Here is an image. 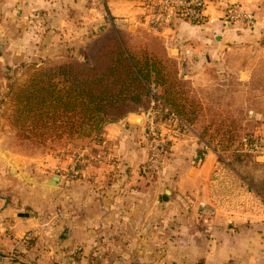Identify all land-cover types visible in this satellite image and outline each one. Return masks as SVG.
Instances as JSON below:
<instances>
[{
    "label": "crops",
    "instance_id": "crops-1",
    "mask_svg": "<svg viewBox=\"0 0 264 264\" xmlns=\"http://www.w3.org/2000/svg\"><path fill=\"white\" fill-rule=\"evenodd\" d=\"M227 3L252 13L253 25L228 21ZM206 14L193 22L143 0H0V70L25 62L32 72L64 57L67 44L116 27L156 38L204 109L264 107V0L218 1ZM147 108L35 165L9 152L18 183L8 185L13 198L0 195V264H264V206L216 205L209 185L220 151L194 128L150 173ZM254 134L262 146L249 151L248 165L264 167V131ZM73 167L79 176L71 180Z\"/></svg>",
    "mask_w": 264,
    "mask_h": 264
},
{
    "label": "trees",
    "instance_id": "trees-1",
    "mask_svg": "<svg viewBox=\"0 0 264 264\" xmlns=\"http://www.w3.org/2000/svg\"><path fill=\"white\" fill-rule=\"evenodd\" d=\"M151 84L160 88L168 106L189 119L185 81L159 41L109 27L95 35L83 60L69 56L35 67L23 82H14L8 93L9 121L32 144L63 139L69 146L85 147L106 123L147 108ZM246 141L254 143L253 137ZM221 146L216 150L226 153ZM247 157L250 153L242 148L226 158L220 153L209 185L217 206L231 208L245 199L264 206L263 164L248 165Z\"/></svg>",
    "mask_w": 264,
    "mask_h": 264
},
{
    "label": "rangeland",
    "instance_id": "rangeland-1",
    "mask_svg": "<svg viewBox=\"0 0 264 264\" xmlns=\"http://www.w3.org/2000/svg\"><path fill=\"white\" fill-rule=\"evenodd\" d=\"M91 42L92 40L90 42L85 41L80 45L74 46L67 44L65 48H62L60 51L62 53L61 55H63L64 57L58 58L47 65H41L40 67H45L53 63L66 60V58L69 56L83 60V58L89 52ZM16 67L17 70L13 73L9 70L4 71L3 73L0 70V195H3L5 199L13 198V195L10 194L12 188H10V186L8 185L13 184L15 188L17 187L16 184L18 183V179H16L8 169V164L13 165V156L10 155L9 152H15L36 159L37 162L32 161V163L35 165L48 156L57 157L65 152L67 154L69 153L70 148V146L63 139L60 141H49L42 144H32L30 141L23 140L17 135V132L12 127L9 121L10 105L8 102V93L10 86L14 82H23L27 78L29 73H31V70H29L27 65H25V62H21ZM189 86L190 85L185 83L183 88V90L185 91L184 95L186 97L188 106L187 116L189 117V119H187L186 121L191 125V128H194L199 134L204 137L205 142L210 141L213 146L225 145V150H227V152L225 153L224 149L223 152L220 151V153L224 155V158L227 157L230 151H233L237 148H242L245 151L248 150L247 153H249V151L256 152L261 149L262 141L254 139V137H256L254 131L258 129L264 131V107L256 108L243 106L241 108L204 109L197 103L196 99L199 97L196 95V98L194 94L191 93V91L189 90ZM258 113L261 115L257 116ZM255 117L259 118L256 119ZM187 132H190V130ZM244 137H246L247 139H252L253 137L256 148L253 149L254 143H251L252 145L250 144L251 147L250 145H245L246 143H248V140H244ZM147 142L149 146V141L147 140ZM172 143L169 146L163 163L167 162L170 156ZM244 162H247L249 164V157H247ZM163 163L162 165H164ZM152 174L153 176H155L159 173ZM78 176L71 180L77 179ZM1 180H3L7 185L6 187L2 186ZM15 196H18V194L16 195V190Z\"/></svg>",
    "mask_w": 264,
    "mask_h": 264
},
{
    "label": "built area",
    "instance_id": "built-area-1",
    "mask_svg": "<svg viewBox=\"0 0 264 264\" xmlns=\"http://www.w3.org/2000/svg\"><path fill=\"white\" fill-rule=\"evenodd\" d=\"M218 1L223 0H143L144 5L155 12L169 11L193 22L205 21L208 6ZM226 15L230 22L238 21L249 26L254 23L253 14L244 11L237 3H227ZM149 96L150 106L141 112L146 120L150 149L146 167L151 173H159L169 146L191 130V125L164 102L155 84L149 86ZM98 139L99 137L95 140ZM255 148L256 145L253 144V149ZM66 176L69 179L76 178L78 170L73 167Z\"/></svg>",
    "mask_w": 264,
    "mask_h": 264
},
{
    "label": "water",
    "instance_id": "water-1",
    "mask_svg": "<svg viewBox=\"0 0 264 264\" xmlns=\"http://www.w3.org/2000/svg\"><path fill=\"white\" fill-rule=\"evenodd\" d=\"M132 120L135 121V122H137V123H142L143 118H142L141 116H139V115H135V116H133ZM58 180H59V175H55V176L49 181V183L55 185V184L58 183ZM168 194H169V190H167L166 193H164V194L162 195V198H163L164 200L169 199Z\"/></svg>",
    "mask_w": 264,
    "mask_h": 264
}]
</instances>
